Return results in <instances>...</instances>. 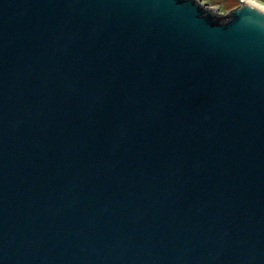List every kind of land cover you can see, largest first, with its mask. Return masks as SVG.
I'll return each instance as SVG.
<instances>
[{"label":"water","instance_id":"1","mask_svg":"<svg viewBox=\"0 0 264 264\" xmlns=\"http://www.w3.org/2000/svg\"><path fill=\"white\" fill-rule=\"evenodd\" d=\"M0 264H264V7L0 0Z\"/></svg>","mask_w":264,"mask_h":264},{"label":"rangeland","instance_id":"2","mask_svg":"<svg viewBox=\"0 0 264 264\" xmlns=\"http://www.w3.org/2000/svg\"><path fill=\"white\" fill-rule=\"evenodd\" d=\"M203 1L207 2L211 6L217 7L220 14L227 13L230 9L236 6L235 4L239 3L232 0H203ZM257 3L262 4L259 1ZM262 5L264 6V4Z\"/></svg>","mask_w":264,"mask_h":264},{"label":"crops","instance_id":"3","mask_svg":"<svg viewBox=\"0 0 264 264\" xmlns=\"http://www.w3.org/2000/svg\"><path fill=\"white\" fill-rule=\"evenodd\" d=\"M232 1H235V2H239V3H240V1H242V0H232ZM243 1H244V0H243ZM251 1H254L255 3H257V2L259 1V2H261L262 4H264V1H262V0H251ZM239 3H238V4H239ZM238 4H237V5H238ZM257 4L260 5V6H263L262 4H259V3H257Z\"/></svg>","mask_w":264,"mask_h":264},{"label":"bare ground","instance_id":"4","mask_svg":"<svg viewBox=\"0 0 264 264\" xmlns=\"http://www.w3.org/2000/svg\"><path fill=\"white\" fill-rule=\"evenodd\" d=\"M251 1V0H250ZM252 2H254V1H252ZM255 3V2H254ZM257 4V3H256ZM262 7H264V6H262Z\"/></svg>","mask_w":264,"mask_h":264},{"label":"trees","instance_id":"5","mask_svg":"<svg viewBox=\"0 0 264 264\" xmlns=\"http://www.w3.org/2000/svg\"><path fill=\"white\" fill-rule=\"evenodd\" d=\"M238 4V3H237ZM237 4H235V5H237Z\"/></svg>","mask_w":264,"mask_h":264}]
</instances>
